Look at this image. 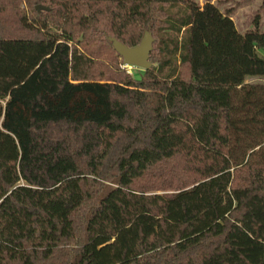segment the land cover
Wrapping results in <instances>:
<instances>
[{"label":"trees","instance_id":"1","mask_svg":"<svg viewBox=\"0 0 264 264\" xmlns=\"http://www.w3.org/2000/svg\"><path fill=\"white\" fill-rule=\"evenodd\" d=\"M200 9L0 0V264H264V83L207 75L264 77V29L195 73Z\"/></svg>","mask_w":264,"mask_h":264},{"label":"rangeland","instance_id":"2","mask_svg":"<svg viewBox=\"0 0 264 264\" xmlns=\"http://www.w3.org/2000/svg\"><path fill=\"white\" fill-rule=\"evenodd\" d=\"M200 7L196 27H201L202 34L208 43L206 50L199 44L200 32L197 33L196 57L197 62L193 63V70L196 73L198 68L210 65L227 51L240 48L241 37L247 30L255 27L256 19H259V28L264 29V0H212L206 3L204 0H192ZM218 13H212V8ZM229 14V16L227 15ZM227 16H226V15ZM210 16V19H209ZM208 18V19H207ZM207 19V20H206ZM225 19V20H224ZM233 28V32L230 29ZM237 58V57H236ZM233 57L218 65L211 74L212 78L226 79L225 81H240L245 83H264V77H245L241 75L240 60ZM230 63V64H229ZM129 74L139 77L144 69L121 64ZM211 79V78H210Z\"/></svg>","mask_w":264,"mask_h":264},{"label":"water","instance_id":"3","mask_svg":"<svg viewBox=\"0 0 264 264\" xmlns=\"http://www.w3.org/2000/svg\"><path fill=\"white\" fill-rule=\"evenodd\" d=\"M38 11L49 10L44 5H38L36 7ZM115 48V50L122 56L125 65L139 67L142 69H150L152 62L150 61V55L153 51L154 38L152 32L145 31L141 42L135 46H128L116 38H109Z\"/></svg>","mask_w":264,"mask_h":264}]
</instances>
